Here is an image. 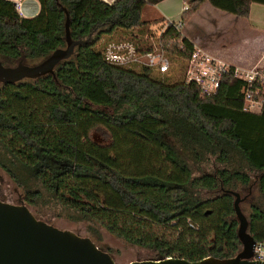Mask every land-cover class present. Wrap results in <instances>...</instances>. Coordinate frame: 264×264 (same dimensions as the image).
Listing matches in <instances>:
<instances>
[{"label":"trees","instance_id":"1","mask_svg":"<svg viewBox=\"0 0 264 264\" xmlns=\"http://www.w3.org/2000/svg\"><path fill=\"white\" fill-rule=\"evenodd\" d=\"M161 1L38 0L39 12L26 18L14 2L0 0L5 66L21 59L35 65L65 47L64 9L73 39L91 34L56 66L54 76L0 84V167L21 188L26 204L71 210L150 250L151 259L233 257L241 244L235 197L225 190L240 194L238 187L250 183L246 170L264 169V88L250 93L261 103L260 112L252 113L244 108L245 96L257 84L235 76L232 66L221 72L216 91L203 95L194 82L107 63L97 43L118 30L160 22L142 13ZM184 2L183 25L204 2L241 17L249 15L252 3L264 5ZM155 43L181 60L195 47L174 24ZM98 128L101 141L91 136ZM214 156L221 165L214 174L205 172L201 164ZM258 186L264 196V173ZM247 218L249 233L264 241V209L252 206Z\"/></svg>","mask_w":264,"mask_h":264},{"label":"water","instance_id":"2","mask_svg":"<svg viewBox=\"0 0 264 264\" xmlns=\"http://www.w3.org/2000/svg\"><path fill=\"white\" fill-rule=\"evenodd\" d=\"M65 12L66 46L52 51L44 60L27 65L22 59L13 66H5L0 60V84H13L25 79H37L47 74L55 75V68L70 58L77 46L86 39H73L70 35V18ZM235 197L233 209L238 222L239 252L228 258L208 256L198 261L167 257L135 260L128 264H264L250 260L255 239L249 233V220L240 208L241 195L225 190ZM0 264H117L113 257L87 236L72 230L60 229L37 218L29 207L21 202L13 204L0 200Z\"/></svg>","mask_w":264,"mask_h":264},{"label":"crops","instance_id":"3","mask_svg":"<svg viewBox=\"0 0 264 264\" xmlns=\"http://www.w3.org/2000/svg\"><path fill=\"white\" fill-rule=\"evenodd\" d=\"M12 2H19V8H16L20 16L30 18L39 12L40 4L38 0H10ZM106 3H112L115 0H102ZM169 0H162L151 7L154 15L153 17H145L144 11L142 17L146 20H157L155 23L159 29L158 35L154 37L151 42L166 29L167 24L179 20L186 5L184 0H179L178 5L171 9L169 8ZM258 3L250 5L249 15L247 17L237 16L213 7L210 3H202L197 10L191 15L188 21L183 25V34L194 44L206 52L210 53L215 58L221 60L228 66H232L239 72H248L252 68H260L264 66V5ZM254 13V17H253ZM162 20V21H161ZM153 31L151 27L145 26L133 30H118L116 33H132L137 36L136 31ZM147 35L143 36L146 38ZM111 37V36H110ZM135 39V38H134ZM139 38L138 40H140ZM141 41V40H140ZM147 45H151L148 43ZM147 47V46H146ZM247 109L252 113H259L261 103L256 102V107ZM212 163V171L208 173L214 174L219 168L218 163L215 162V156L210 157ZM250 176V183L248 185H240L238 191L241 194V202L250 209L252 206H257L264 209V196L259 189L258 182L263 171L246 170ZM209 194H212L210 192Z\"/></svg>","mask_w":264,"mask_h":264},{"label":"built area","instance_id":"4","mask_svg":"<svg viewBox=\"0 0 264 264\" xmlns=\"http://www.w3.org/2000/svg\"><path fill=\"white\" fill-rule=\"evenodd\" d=\"M14 5L19 8L20 3L14 2ZM186 9L187 5L183 7V10ZM168 24H174L177 28L183 27L180 18ZM97 49L107 63L134 71L148 68L154 73L165 74L171 68L173 61L184 64L181 79L197 84L203 95H210L216 91L219 87L221 72L228 67L227 64L199 47H194L187 60L171 57L158 47L155 41L151 42V47L148 48L141 46L133 39L104 41L102 38L97 43ZM234 74L246 80L249 85L257 84L256 89L246 93L244 108H260V106L256 107L257 100L252 98L250 93L258 94L264 88V66L252 68L248 72H239L235 69ZM250 260L264 262V241H255Z\"/></svg>","mask_w":264,"mask_h":264},{"label":"rangeland","instance_id":"5","mask_svg":"<svg viewBox=\"0 0 264 264\" xmlns=\"http://www.w3.org/2000/svg\"><path fill=\"white\" fill-rule=\"evenodd\" d=\"M179 0H169L167 1L169 4V8L173 9L178 5ZM257 7H261L259 4ZM154 12L151 7H146L144 11L145 17H153ZM254 17V13H253ZM153 31H139L137 30L136 33L139 35L138 37L141 38L140 40L135 37L133 39L132 33H116L113 36H104V41H112V40H120V39H133L137 41L141 46L146 47L148 43L151 44V41L158 35V25L154 23L150 24ZM146 36L143 37V36ZM151 37L153 39H151ZM173 61V60H172ZM183 65L176 61L172 62L171 68L165 74H158L151 71V74L157 78L165 79L167 81H176L180 80L183 72ZM91 136L96 141H101L104 139V133L101 128L94 129L91 132ZM201 168L205 172L212 171V163L206 161L201 164ZM197 174L200 172L197 171ZM204 197H208V192H203ZM0 200L19 204L24 201L23 193L21 188L15 185V183L10 179L7 173L0 167ZM29 209L33 212V214L60 229H67L75 231L76 233L80 234L81 236L90 237L97 246L102 248L103 250L107 251L114 259L117 264H128L131 261L135 260H145L152 258V252L146 248L138 247L131 245L125 242L123 239L118 238L116 236L111 235L105 229L100 227L97 223L92 220L83 219L80 217L79 214L62 208L59 205L53 203H42L39 202L37 206H30L26 204ZM240 208L242 209L243 213L248 217L250 209H248L245 204L239 203Z\"/></svg>","mask_w":264,"mask_h":264}]
</instances>
